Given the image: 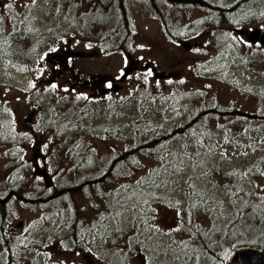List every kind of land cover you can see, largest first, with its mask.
<instances>
[{"label":"rangeland","instance_id":"obj_1","mask_svg":"<svg viewBox=\"0 0 264 264\" xmlns=\"http://www.w3.org/2000/svg\"><path fill=\"white\" fill-rule=\"evenodd\" d=\"M255 1L0 0V195L56 200L37 210L14 202L0 264L6 245L16 246L13 264H214L176 251L190 239L188 195L223 212L225 175L250 167L243 187L264 206V5ZM99 7L114 13L95 15ZM210 7L216 19L215 9H229L236 26L208 23ZM203 103L221 109L208 122L189 119ZM141 116L157 152L177 156L162 163L137 154L100 190L84 186L64 199L59 186L124 152L132 142L115 131ZM205 124L206 146L186 137ZM156 169L164 172L153 178ZM145 176L153 184L142 190ZM123 188L138 206L112 214L99 195ZM198 207L195 222L211 229ZM211 241L221 257L228 247Z\"/></svg>","mask_w":264,"mask_h":264},{"label":"trees","instance_id":"obj_2","mask_svg":"<svg viewBox=\"0 0 264 264\" xmlns=\"http://www.w3.org/2000/svg\"><path fill=\"white\" fill-rule=\"evenodd\" d=\"M148 1V0H145ZM196 0H193L195 4ZM253 2L254 0H250ZM114 7H118L116 0H113ZM254 4L264 5V0H256ZM122 9V8H121ZM222 8L215 9V11L222 14L221 19H216L212 13L213 8L210 7L207 11L210 13L207 16V21L210 24H228L236 26L235 22L231 17L227 15V12ZM101 11V12H100ZM120 11V10H119ZM98 13L107 14L110 16L114 13L112 9L109 13H104L99 7L96 14ZM124 30L123 26L113 27L109 30V33L112 35L117 34ZM221 109L219 106L216 107L212 103H203V105L198 109L195 115L189 117L193 118V121H197L202 117L201 120L212 119L214 112ZM185 119L183 118L182 124L178 127L181 128ZM69 127H77L78 123H68ZM148 121L145 120L144 116H141L139 119L135 120L132 123H127L122 127V130H117L115 133H127V136L131 140V145H126V150L121 154H115L109 161L106 163H100L98 171L94 174L84 176L80 180H72L62 186H59L61 189L60 194H64V199L69 198L70 190L81 189L85 186L84 190H87L88 186L94 187L96 190H100V186L109 181L112 174H114L118 167L121 164H135L138 161V158L135 157L137 154L147 157H153L162 163H167L170 158H175L177 156L176 152H157L160 141L158 142V137H156L155 132L150 129ZM189 130H194V132L186 135L187 138H192L194 141L197 140L198 136H202L204 145L206 146L207 141L210 139L211 135H206L209 132V129L205 126L201 127H189ZM108 133V132H106ZM122 135H114V137L119 138ZM259 163V162H258ZM164 172L161 170H153V178L156 176L162 175ZM250 175V167L246 172L234 171L227 173L225 175L224 190L227 193L226 202L222 204L223 212H219L218 208L215 206L216 202H213L211 199H203L202 194L188 195L187 197V214L188 219L185 227L187 233L190 236L188 242L178 244L177 252L178 255H183L184 258L192 262L193 259H196L195 256H200L201 259L209 260L214 262V264H223L230 252L238 246H251L261 250H264V206L257 204L254 201V198L246 191L243 187L244 182L247 177ZM145 180L143 183H137L138 187L144 190L147 186H152L153 181L150 176H145L142 178ZM125 188L121 191H115L113 193H100L106 202V207L108 211L112 214L116 212L121 214L129 209L136 208L138 205L132 201L127 202L122 196H124ZM129 192V188L126 190ZM13 193V192H12ZM56 193V190L53 191ZM53 195V194H52ZM37 196V195H36ZM31 196L25 195L20 197V202L23 206H29V209H50L55 203L54 197L46 198V194L42 193L40 196ZM202 210L203 213L207 214L213 220V227L209 230H205L199 226L198 223L194 220L196 207ZM230 206V210H225L226 207ZM14 210L13 202H8V198L5 197V194L0 195V236L2 238L6 237L5 228L7 225L6 219L9 214ZM74 228V226H73ZM238 234L241 236V241L239 243H234L232 248L230 246L231 240L234 236ZM216 237H220V242L223 247H228L224 254L221 257H218V254L214 252L213 240ZM6 249L9 256L8 264H13L16 257V246L15 245H6ZM201 262H203L201 260Z\"/></svg>","mask_w":264,"mask_h":264},{"label":"water","instance_id":"obj_3","mask_svg":"<svg viewBox=\"0 0 264 264\" xmlns=\"http://www.w3.org/2000/svg\"><path fill=\"white\" fill-rule=\"evenodd\" d=\"M258 32H255L254 35H257ZM261 42H264V39L261 38ZM155 75L164 78L165 75L156 72ZM27 123H30L29 117L26 119ZM223 264H264V250L251 247V246H238L234 248Z\"/></svg>","mask_w":264,"mask_h":264},{"label":"flooded vegetation","instance_id":"obj_4","mask_svg":"<svg viewBox=\"0 0 264 264\" xmlns=\"http://www.w3.org/2000/svg\"><path fill=\"white\" fill-rule=\"evenodd\" d=\"M19 197H16V196H12V197H8V202H10V201H12L13 202V204H14V202H20V200L19 201H16L17 199H18ZM20 199V198H19ZM82 237H84V235H82Z\"/></svg>","mask_w":264,"mask_h":264},{"label":"snow or ice","instance_id":"obj_5","mask_svg":"<svg viewBox=\"0 0 264 264\" xmlns=\"http://www.w3.org/2000/svg\"><path fill=\"white\" fill-rule=\"evenodd\" d=\"M149 75H151V73H149ZM33 86H34V85H33ZM109 86H110V85H109ZM52 87H53V88H55V87H56V85H55V84H53V85H52Z\"/></svg>","mask_w":264,"mask_h":264}]
</instances>
